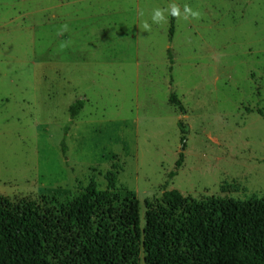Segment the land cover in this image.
Returning a JSON list of instances; mask_svg holds the SVG:
<instances>
[{"label": "rangeland", "instance_id": "374dc122", "mask_svg": "<svg viewBox=\"0 0 264 264\" xmlns=\"http://www.w3.org/2000/svg\"><path fill=\"white\" fill-rule=\"evenodd\" d=\"M172 5L173 37L151 20ZM111 181L143 227L168 191L264 199V0H0V195L56 207Z\"/></svg>", "mask_w": 264, "mask_h": 264}, {"label": "trees", "instance_id": "16d2710c", "mask_svg": "<svg viewBox=\"0 0 264 264\" xmlns=\"http://www.w3.org/2000/svg\"><path fill=\"white\" fill-rule=\"evenodd\" d=\"M82 108L72 105V117ZM183 162L181 154L178 168ZM114 184L101 191L91 183L56 207L0 195V264H141L143 256L144 264H264V199L197 201L168 191L146 202L143 227L139 200Z\"/></svg>", "mask_w": 264, "mask_h": 264}, {"label": "clouds", "instance_id": "9594fccd", "mask_svg": "<svg viewBox=\"0 0 264 264\" xmlns=\"http://www.w3.org/2000/svg\"><path fill=\"white\" fill-rule=\"evenodd\" d=\"M165 11H167V14L172 17H179L181 15L180 9L176 5H172V7L169 10H162L160 8L153 9L151 13V20L153 24H160L162 22H165L167 20V16L165 15ZM191 16L192 18L196 19L199 18L200 12L193 11L189 9L187 6L184 8V18L187 19L188 16ZM64 28H67V26H63ZM145 30L150 29V25L145 22L143 25ZM63 47V45H62Z\"/></svg>", "mask_w": 264, "mask_h": 264}]
</instances>
